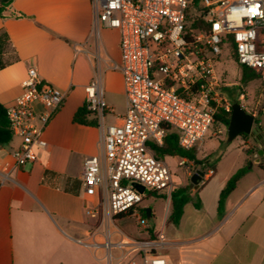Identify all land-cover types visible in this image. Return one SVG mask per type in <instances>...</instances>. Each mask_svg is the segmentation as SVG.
Returning <instances> with one entry per match:
<instances>
[{
  "label": "crops",
  "instance_id": "obj_1",
  "mask_svg": "<svg viewBox=\"0 0 264 264\" xmlns=\"http://www.w3.org/2000/svg\"><path fill=\"white\" fill-rule=\"evenodd\" d=\"M0 32L8 34L11 46L5 54L9 63L0 69V103L6 109L16 103L32 66L44 82L66 94L43 133L47 146L36 149V162L15 164L19 136L0 145V174L7 176L0 183V264H106V250L95 244L103 241V227L86 212L94 200L85 196L82 183L85 159L103 150L102 134L99 124L76 123L74 115L85 105V87L99 78L111 107L104 124L123 122L125 83L114 68L120 61V33L94 30L90 0H13L0 16ZM36 109L44 107L39 103ZM261 163L239 180L222 217L220 193L235 172L217 179V165L193 188L201 207L187 203L178 225L167 220L169 197L164 223L154 226L166 234L168 264H264ZM195 171L188 172L190 180ZM99 250L103 258L97 257Z\"/></svg>",
  "mask_w": 264,
  "mask_h": 264
},
{
  "label": "built area",
  "instance_id": "obj_2",
  "mask_svg": "<svg viewBox=\"0 0 264 264\" xmlns=\"http://www.w3.org/2000/svg\"><path fill=\"white\" fill-rule=\"evenodd\" d=\"M90 1L94 30L120 33V61L114 68L123 74L126 95L123 122L106 125L111 107L99 78L85 87V107L97 119L103 140L101 154L85 159L82 178L85 196L94 200L86 212L105 227L103 241L95 244L106 250V264H168L164 231L154 239L121 231L114 239L110 224L132 211L138 229L148 233L150 219L139 213L146 208L145 192L135 184L169 197L175 188L169 165L155 156L153 146H162L174 130L182 148L198 149L218 110L232 109L226 91L232 84L217 69L224 47L259 75L264 89V0H200L199 28L189 22L193 0ZM65 95L44 82L35 67L28 68L21 94L6 109L13 136L21 138L12 152L17 166L37 161L36 149L47 146L43 133ZM39 103L42 112L36 109ZM251 114L255 131L264 136V104ZM6 177L0 174L1 184Z\"/></svg>",
  "mask_w": 264,
  "mask_h": 264
},
{
  "label": "rangeland",
  "instance_id": "obj_3",
  "mask_svg": "<svg viewBox=\"0 0 264 264\" xmlns=\"http://www.w3.org/2000/svg\"><path fill=\"white\" fill-rule=\"evenodd\" d=\"M198 7L199 4L198 6L193 5L190 9V24H192L193 21L194 23L197 22L200 18L201 10ZM217 69L218 73L224 79V82L232 84L231 87H228L231 92L230 95H228V101L231 104L234 101L239 102L249 113L260 109V105L263 102V86L261 82L259 80H254L246 86L241 85L239 64L235 55L231 56L226 47L223 48L222 55L218 60ZM241 93L245 94L242 100L239 98ZM253 131L255 132L254 126ZM259 148L263 149L264 147L262 141L258 142L255 135L252 137L239 135L232 141H228V126L214 123L204 142L197 149V157L199 159H206L208 163L217 160L215 163V166L217 165L216 178L223 179L245 165H249V168L254 166L253 171L257 172L258 169L256 166L261 162L264 163V153L259 154ZM249 151L253 153L248 155ZM257 158H259V161L255 162L254 160ZM183 160H185V163L181 164ZM166 162L173 174L174 187H182V184H185V186L190 185L191 180L188 172L195 169L191 161L179 157H168L166 158ZM142 204L154 211V216L150 219V223L154 226H161L169 211V195L160 192L152 193L147 189ZM100 221V218L98 220L95 219L97 226L100 225ZM136 222L137 217L130 216L111 223L110 229L114 232L113 238L117 239V232L121 231L127 235H136L138 232ZM102 229L104 231L105 227ZM96 254L98 258H103L104 251L99 250Z\"/></svg>",
  "mask_w": 264,
  "mask_h": 264
},
{
  "label": "trees",
  "instance_id": "obj_4",
  "mask_svg": "<svg viewBox=\"0 0 264 264\" xmlns=\"http://www.w3.org/2000/svg\"><path fill=\"white\" fill-rule=\"evenodd\" d=\"M13 0H0V16H4V12L7 10L9 5L12 3ZM200 0H193V5L198 6ZM15 17H23L22 14H13ZM200 21H197L193 24L194 28H199ZM11 48L9 42V36L5 32H0V69H3L8 65V61L5 59L6 52ZM236 58V56H235ZM237 59V58H236ZM240 67V83L243 86L248 85L250 82L254 80H259V75L250 67L245 65L239 64ZM260 81V80H259ZM236 89V88H232ZM227 94L230 95V88L226 89ZM262 99L263 102L260 105V108L264 104V89L262 91ZM232 109L227 111L223 108H220L215 115L214 123H220L222 125L228 126L230 117H231ZM253 113V112H251ZM257 120V119H256ZM74 122L84 125H98V122L95 118H92V113L87 110L85 105L78 109V111L74 115ZM256 139L258 142L262 141V145L264 147V141L261 134L254 132ZM245 137H252L248 134H241ZM13 137L12 130L10 128V124L7 118V110L6 108L0 103V145L7 144L11 141ZM257 137H261L258 139ZM153 152L156 157L160 159L166 160L167 157H179L183 159H187L191 161L195 167V169H201L206 172L209 168L215 171L216 166L215 160L212 163H208L206 159H199L197 157L198 150L197 148L192 149H184L178 143V134L174 130L168 131L165 136V140L162 146H153ZM261 149V148H259ZM252 151L248 152V155L252 154ZM260 167L263 166L262 163L259 164ZM249 171V165H245L239 168L226 182L224 188L222 189L219 197V205H218V215L222 217L224 215V206L227 197L234 191L237 186L239 180ZM154 193V192H152ZM170 213L168 215V222L178 225L180 219L182 217L184 207L187 203L193 200L194 206L197 208L201 207V201L198 196V190H194L190 187V185L182 186L179 188H174L170 195ZM139 213L143 218H147L146 215V208H140ZM133 216L132 211L127 214H120L114 218V221H118L124 218H128ZM153 216V215H152ZM150 222V221H149ZM137 234L136 235H129L134 238L138 239H154L157 236V231L155 230L154 225L150 223V227L146 230L148 231H140L137 227Z\"/></svg>",
  "mask_w": 264,
  "mask_h": 264
},
{
  "label": "water",
  "instance_id": "obj_5",
  "mask_svg": "<svg viewBox=\"0 0 264 264\" xmlns=\"http://www.w3.org/2000/svg\"><path fill=\"white\" fill-rule=\"evenodd\" d=\"M254 125V116L247 112L243 106L234 101L232 103V113L228 125V141H232L234 138L241 134H248L254 136L255 133L253 131ZM261 139V137H257ZM264 153V148L259 150V154ZM256 162L259 161V158L255 159ZM205 176V172L201 169H196V171L192 174L191 177V188H197ZM135 187L139 190V192L144 193L145 187L141 184H135ZM146 215L148 219L152 218V209L146 208Z\"/></svg>",
  "mask_w": 264,
  "mask_h": 264
},
{
  "label": "flooded vegetation",
  "instance_id": "obj_6",
  "mask_svg": "<svg viewBox=\"0 0 264 264\" xmlns=\"http://www.w3.org/2000/svg\"><path fill=\"white\" fill-rule=\"evenodd\" d=\"M263 141H264V138H263Z\"/></svg>",
  "mask_w": 264,
  "mask_h": 264
}]
</instances>
